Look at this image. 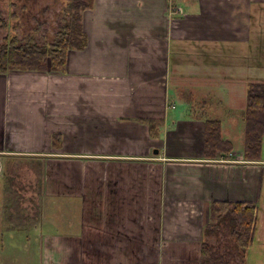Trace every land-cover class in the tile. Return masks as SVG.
Instances as JSON below:
<instances>
[{"label": "crops", "instance_id": "0c3cea01", "mask_svg": "<svg viewBox=\"0 0 264 264\" xmlns=\"http://www.w3.org/2000/svg\"><path fill=\"white\" fill-rule=\"evenodd\" d=\"M81 29L62 70L0 74V198L7 165L40 176L39 215L21 220L34 224L14 230L0 200V255L200 264L211 203L264 206V136L258 160L243 155L247 92L264 83V0H93ZM207 121L228 157L205 156Z\"/></svg>", "mask_w": 264, "mask_h": 264}, {"label": "rangeland", "instance_id": "374dc122", "mask_svg": "<svg viewBox=\"0 0 264 264\" xmlns=\"http://www.w3.org/2000/svg\"><path fill=\"white\" fill-rule=\"evenodd\" d=\"M83 3L87 8H82ZM92 3L93 0H0V20L5 24V29H0V46L5 42L9 43L8 39L11 40L13 37L22 43L31 38L32 44L39 49L44 46L46 49L50 47L49 51H51L61 34L70 36V42L73 41V44L76 43V46H79V42L82 41L78 29L79 17L81 19L84 10L92 8ZM68 25L74 27L75 32L71 33V30L67 29ZM5 38L7 40L4 41ZM46 66L48 70L52 66L49 56ZM238 132L232 135L236 149L243 144L238 138ZM31 165L25 162H15L11 168L9 165L6 166L5 190L0 198L2 206L4 205L1 210V219L9 222L10 226L15 228L14 230L34 224V221L22 224L21 220L25 216L36 219L39 215L37 188L40 176L37 167L34 164ZM27 169H31V172ZM1 182L0 175V188ZM16 217L18 220L15 219ZM256 218L252 243L244 253L242 264H264V246H262L264 245V206L260 207ZM211 222L212 225L216 224V220H211ZM218 228L216 234L208 236L206 242L218 254L233 251L234 239L229 226L223 225ZM6 255V253L0 255V264H33L40 260L39 255L28 253L24 247L18 248L12 259Z\"/></svg>", "mask_w": 264, "mask_h": 264}, {"label": "trees", "instance_id": "16d2710c", "mask_svg": "<svg viewBox=\"0 0 264 264\" xmlns=\"http://www.w3.org/2000/svg\"><path fill=\"white\" fill-rule=\"evenodd\" d=\"M72 6V5H71ZM82 8H87L83 3ZM79 17V33H81L82 41L79 46L73 41L70 42V36L61 34L54 48L49 51L44 46L38 48L32 44V39L22 43L17 38L8 39L0 46V74H6L9 71L23 72H43L47 71V57L51 58L50 71L57 72L63 69L68 49H81L85 46L84 36L81 32ZM71 27V29H70ZM0 29H5V24L0 20ZM71 33L75 32V28L67 26ZM7 40L6 38L4 41ZM73 44V45H71ZM245 125L244 150L245 160L256 161L261 155V142L264 136V83L251 84L247 92V107L243 117ZM53 146H58L59 136L52 138ZM232 152V147L228 142H224L220 138V124L215 121H207L205 123V156L214 158L220 156L228 157ZM211 220H216V224L212 222L204 228L205 241L201 247L200 264H242L244 253L252 243L254 227L256 222L257 209L256 206L246 202H213L210 205ZM228 225L231 230V236L234 239L233 251H225L218 254L216 250L206 242L210 235L216 234L218 227ZM239 260V262H238Z\"/></svg>", "mask_w": 264, "mask_h": 264}, {"label": "water", "instance_id": "95a60500", "mask_svg": "<svg viewBox=\"0 0 264 264\" xmlns=\"http://www.w3.org/2000/svg\"><path fill=\"white\" fill-rule=\"evenodd\" d=\"M155 153H157V152H155Z\"/></svg>", "mask_w": 264, "mask_h": 264}]
</instances>
